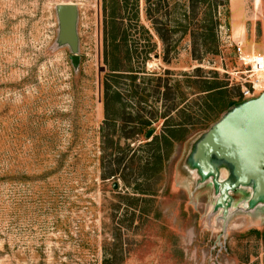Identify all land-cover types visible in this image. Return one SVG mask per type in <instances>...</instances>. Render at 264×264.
I'll return each instance as SVG.
<instances>
[{
    "label": "rangeland",
    "instance_id": "obj_1",
    "mask_svg": "<svg viewBox=\"0 0 264 264\" xmlns=\"http://www.w3.org/2000/svg\"><path fill=\"white\" fill-rule=\"evenodd\" d=\"M58 1L77 6L76 72ZM191 2L0 0V264H264V212L222 228L181 165L246 83L217 24L264 52V0Z\"/></svg>",
    "mask_w": 264,
    "mask_h": 264
},
{
    "label": "water",
    "instance_id": "obj_2",
    "mask_svg": "<svg viewBox=\"0 0 264 264\" xmlns=\"http://www.w3.org/2000/svg\"><path fill=\"white\" fill-rule=\"evenodd\" d=\"M53 7L54 43L67 47L69 63L76 72L79 66L76 3L58 1ZM181 165L184 172L193 176L195 184L209 185L211 208L220 210L222 228L232 209L264 212V88L224 108L191 140ZM233 191L240 196L234 199Z\"/></svg>",
    "mask_w": 264,
    "mask_h": 264
},
{
    "label": "built area",
    "instance_id": "obj_3",
    "mask_svg": "<svg viewBox=\"0 0 264 264\" xmlns=\"http://www.w3.org/2000/svg\"><path fill=\"white\" fill-rule=\"evenodd\" d=\"M217 39L224 46H231L236 60L243 66L244 84L240 85L242 98L253 96L264 88V52L260 50L245 49L242 40L237 36L233 38L226 31L222 23L217 24Z\"/></svg>",
    "mask_w": 264,
    "mask_h": 264
},
{
    "label": "trees",
    "instance_id": "obj_4",
    "mask_svg": "<svg viewBox=\"0 0 264 264\" xmlns=\"http://www.w3.org/2000/svg\"><path fill=\"white\" fill-rule=\"evenodd\" d=\"M189 1H190V8H193V4L191 2L192 0H189ZM209 17H210V15H209ZM209 36H210V39L212 40V43H214L216 36H214V32H213L212 25L209 27ZM221 89H222V83H220V81H216L214 79L213 80H204V82L201 84V88H200V90H205L206 91L205 92L206 94L204 95L205 98H206V100L211 101V102H214L215 101L217 103L219 102V100L221 101V98H220V94H221V91H222ZM215 93L218 94V97H217L218 99L217 100H215V97L212 96ZM238 94L239 95L236 98L228 99L226 101L224 107L226 108L228 105L232 104L233 102L238 101V100H241L242 97L240 95V92H238ZM169 135H171V132H170ZM158 142H159V140H157V144H158ZM160 151H159V147H158L156 149V154L154 155V157H155L154 159L155 160H161V157L164 158L165 156H167L166 151H165L164 154H163V152H160ZM102 177H104V176H102ZM262 227H263L262 228V231H264V223H263ZM253 231H255L256 233L261 232V230H258V229H253Z\"/></svg>",
    "mask_w": 264,
    "mask_h": 264
},
{
    "label": "flooded vegetation",
    "instance_id": "obj_5",
    "mask_svg": "<svg viewBox=\"0 0 264 264\" xmlns=\"http://www.w3.org/2000/svg\"><path fill=\"white\" fill-rule=\"evenodd\" d=\"M264 223V222H263Z\"/></svg>",
    "mask_w": 264,
    "mask_h": 264
}]
</instances>
